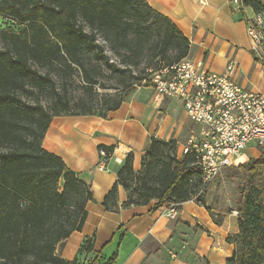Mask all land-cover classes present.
Segmentation results:
<instances>
[{"label": "trees", "instance_id": "trees-1", "mask_svg": "<svg viewBox=\"0 0 264 264\" xmlns=\"http://www.w3.org/2000/svg\"><path fill=\"white\" fill-rule=\"evenodd\" d=\"M243 3L264 11L257 0ZM0 20L19 26L0 30V264H114L116 255L95 252L94 238L83 242L73 262L57 254L58 245L82 228L94 196L42 143L54 117L106 118L136 85L152 87L153 74L188 58L190 41L146 0H0ZM76 73L90 87L89 98L104 80L115 83V94L101 102L72 99ZM236 169L243 178L239 233L227 240L235 245L227 264H264V149ZM202 185L193 154L179 156L176 140L152 138L139 172L133 153L127 155L103 205L118 210L122 186L124 208L156 201V209L175 203L180 211L191 200L206 206Z\"/></svg>", "mask_w": 264, "mask_h": 264}, {"label": "crops", "instance_id": "crops-1", "mask_svg": "<svg viewBox=\"0 0 264 264\" xmlns=\"http://www.w3.org/2000/svg\"><path fill=\"white\" fill-rule=\"evenodd\" d=\"M264 4V0H257ZM158 13L170 18L190 41L189 61H204L206 69L224 74L230 61L237 63L235 81L244 88L263 89L262 69L250 53L245 20L250 7L239 10L234 0H146ZM152 91L151 103L142 97ZM172 105L183 110V118L168 117ZM197 126L187 117L176 100L158 97L152 87L135 90L122 106L99 116H58L51 121L43 148L66 163L86 182L94 196L86 206L82 228L62 241L57 254L74 261L86 239L94 238V250L106 259L116 255L114 264H227L235 245L227 242L239 233L236 209L212 204L207 194L206 206L191 200L181 205L177 217L169 218L170 204L158 209L156 201L145 206L124 208L128 194L118 187V210L108 211L103 202L118 179L121 164L110 160L103 167L100 148H113L115 157L125 160L134 155V169L140 171L142 158L151 139L176 140L182 156L185 144ZM249 161L245 154L238 164ZM209 199V200H208ZM212 201V200H211Z\"/></svg>", "mask_w": 264, "mask_h": 264}, {"label": "built area", "instance_id": "built-area-1", "mask_svg": "<svg viewBox=\"0 0 264 264\" xmlns=\"http://www.w3.org/2000/svg\"><path fill=\"white\" fill-rule=\"evenodd\" d=\"M204 4L205 0H198ZM239 10L243 0H234ZM250 53L262 69L263 89L254 91L239 85L234 74L237 63L230 61L224 74L206 69L204 61L187 59L153 74L152 88L158 97L178 101L188 119L197 126L184 146L182 156L193 154L203 176L202 195L223 169L238 164L250 145L264 149V11L253 9L245 20ZM101 165L110 160L123 165L115 152L99 151ZM179 205L166 210L169 218L179 214ZM238 216V212H235Z\"/></svg>", "mask_w": 264, "mask_h": 264}, {"label": "rangeland", "instance_id": "rangeland-1", "mask_svg": "<svg viewBox=\"0 0 264 264\" xmlns=\"http://www.w3.org/2000/svg\"><path fill=\"white\" fill-rule=\"evenodd\" d=\"M7 29L17 31L19 30V26H15V24H13L12 22L0 20V30ZM99 41L105 46L106 54L111 57L112 60L118 62L116 56H114L112 52L109 51V44L104 43L101 39ZM145 66L146 63L144 62L141 68ZM138 72L139 71L136 70L135 74H138ZM102 86H105V88L107 89H104ZM102 86H96L93 89L91 88V98H94L97 102H101L103 96H110L115 94V90L113 89L115 87V83L112 80H104ZM85 88L90 87H87L81 76L77 73L73 75L72 80L70 82V87L68 89L71 98L74 100H79L81 98L88 99L89 97L87 96ZM140 88L144 87L142 85H136L133 89L138 90ZM125 91L126 89H122V94H124ZM142 97L145 101L151 103V108L154 112H158L155 108V102L153 99L154 95L152 91H143ZM183 115V110H181L176 105H172L168 110V117L174 122H179V120L183 118ZM261 151L262 149L257 147L256 145H250L245 151V154L249 157V160H251L253 158H257L260 155ZM244 163L223 169L222 172L212 182V184H210V186L206 188V196L207 194H209L210 202H212V204L219 203L237 210L240 198V189L243 186V178L241 172L237 171L236 168H238ZM205 200L207 202V197H205Z\"/></svg>", "mask_w": 264, "mask_h": 264}]
</instances>
